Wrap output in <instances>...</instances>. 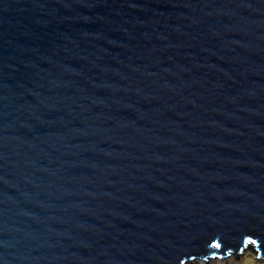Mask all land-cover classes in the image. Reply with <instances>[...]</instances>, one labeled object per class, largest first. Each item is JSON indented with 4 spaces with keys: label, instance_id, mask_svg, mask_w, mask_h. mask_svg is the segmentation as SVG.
<instances>
[{
    "label": "water",
    "instance_id": "obj_1",
    "mask_svg": "<svg viewBox=\"0 0 264 264\" xmlns=\"http://www.w3.org/2000/svg\"><path fill=\"white\" fill-rule=\"evenodd\" d=\"M247 240L264 256V0H0V264Z\"/></svg>",
    "mask_w": 264,
    "mask_h": 264
},
{
    "label": "rangeland",
    "instance_id": "obj_2",
    "mask_svg": "<svg viewBox=\"0 0 264 264\" xmlns=\"http://www.w3.org/2000/svg\"><path fill=\"white\" fill-rule=\"evenodd\" d=\"M251 243H248V245L245 247V249L241 252L242 254H230L227 253L225 257L218 256L215 259H220L221 261H228V260H235L237 262L240 261V264H264V259H258L256 252L253 250V248H250ZM248 247V248H247ZM236 256V258H234ZM211 258V257H210ZM211 259H206V261H210ZM195 261H202L199 258H193L185 261L184 264H192Z\"/></svg>",
    "mask_w": 264,
    "mask_h": 264
},
{
    "label": "bare ground",
    "instance_id": "obj_3",
    "mask_svg": "<svg viewBox=\"0 0 264 264\" xmlns=\"http://www.w3.org/2000/svg\"><path fill=\"white\" fill-rule=\"evenodd\" d=\"M192 264H203V261H195ZM206 264H240V261L237 262L235 260L221 261L220 259H211L210 261H206Z\"/></svg>",
    "mask_w": 264,
    "mask_h": 264
},
{
    "label": "trees",
    "instance_id": "obj_4",
    "mask_svg": "<svg viewBox=\"0 0 264 264\" xmlns=\"http://www.w3.org/2000/svg\"><path fill=\"white\" fill-rule=\"evenodd\" d=\"M247 245H248V243H247ZM247 248H248V247H247ZM250 248H253V250L256 252V255H257L258 259H264V257L262 256L260 250H258V249L255 247V245H254L253 243L251 244ZM241 252H242V251H240L239 254H240ZM230 254H231V253H230Z\"/></svg>",
    "mask_w": 264,
    "mask_h": 264
}]
</instances>
